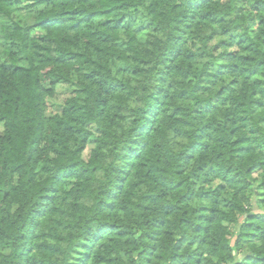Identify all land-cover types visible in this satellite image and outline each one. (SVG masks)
Returning <instances> with one entry per match:
<instances>
[{
  "label": "trees",
  "instance_id": "trees-1",
  "mask_svg": "<svg viewBox=\"0 0 264 264\" xmlns=\"http://www.w3.org/2000/svg\"><path fill=\"white\" fill-rule=\"evenodd\" d=\"M0 264H264V0H0Z\"/></svg>",
  "mask_w": 264,
  "mask_h": 264
},
{
  "label": "rangeland",
  "instance_id": "rangeland-1",
  "mask_svg": "<svg viewBox=\"0 0 264 264\" xmlns=\"http://www.w3.org/2000/svg\"><path fill=\"white\" fill-rule=\"evenodd\" d=\"M71 88L67 86H59L57 90V95L53 99H49V114H55L57 112H60L62 110V107L64 105L65 99H67L71 95ZM259 173L255 174V177H258Z\"/></svg>",
  "mask_w": 264,
  "mask_h": 264
}]
</instances>
